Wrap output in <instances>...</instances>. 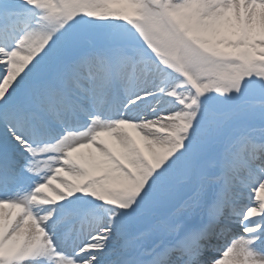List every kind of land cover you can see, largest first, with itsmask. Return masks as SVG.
<instances>
[{
    "label": "snow or ice",
    "instance_id": "6c2138e0",
    "mask_svg": "<svg viewBox=\"0 0 264 264\" xmlns=\"http://www.w3.org/2000/svg\"><path fill=\"white\" fill-rule=\"evenodd\" d=\"M0 264H264V0H0Z\"/></svg>",
    "mask_w": 264,
    "mask_h": 264
}]
</instances>
